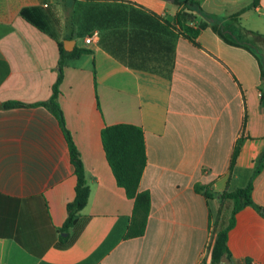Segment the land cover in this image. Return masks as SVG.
Instances as JSON below:
<instances>
[{
	"label": "crops",
	"instance_id": "0c3cea01",
	"mask_svg": "<svg viewBox=\"0 0 264 264\" xmlns=\"http://www.w3.org/2000/svg\"><path fill=\"white\" fill-rule=\"evenodd\" d=\"M125 1L169 19L177 9L170 0ZM198 2L201 12L175 35L168 77L123 64L73 29L72 47L80 38L87 50L63 59L57 103L89 189L61 231L75 177L64 132L40 101L59 69L70 5L0 0V264H198L212 228L230 214L231 199L219 193L244 185L264 149V39L250 32L264 33V0ZM23 6L39 8L44 30L19 14ZM116 122L139 125L144 137L138 189L150 204L143 232L131 237L123 232L132 198L100 140L101 127ZM251 197L264 209V161ZM226 244L232 264H264V215L250 204L239 208Z\"/></svg>",
	"mask_w": 264,
	"mask_h": 264
},
{
	"label": "trees",
	"instance_id": "16d2710c",
	"mask_svg": "<svg viewBox=\"0 0 264 264\" xmlns=\"http://www.w3.org/2000/svg\"><path fill=\"white\" fill-rule=\"evenodd\" d=\"M177 9L169 19L141 5L125 0H68L70 15L67 18L71 24L70 32L65 38L73 36L75 26L80 28L79 34H86L97 29V43L123 64L158 73L168 77L172 70L174 58L175 35L186 27L188 21L194 20L195 13L201 12L198 0H170ZM255 1V0H254ZM78 10L77 15L72 12ZM19 14L37 28L44 30L45 22L37 6H23ZM237 15V12L231 16ZM201 23L198 22L197 26ZM215 28V25H213ZM220 32V31H219ZM255 38L264 39V33L250 31ZM230 41V40H229ZM58 71L51 85V92L45 104L56 116L64 132L68 148L69 160L73 166L75 182L73 196L65 204V217L58 227L67 231L74 223L78 210L84 205L88 196V184L79 152L72 141L70 133L64 124L62 111L57 103L58 84L62 77L61 65L64 58L77 56L85 47L74 45L72 49L63 48L62 41H57ZM261 75L264 78V66L260 61ZM8 101L5 104H14ZM100 140L104 156L112 171L116 183L124 193L132 198L131 212L125 226L123 237L140 235L145 227L149 210L150 197L146 189H138V181L145 163V145L141 127L129 122L106 124L100 129ZM238 151V141H235L230 155L228 167H232ZM264 149L256 156L252 174L247 182L231 190L219 193L221 198H230L232 206L227 222L223 226L212 228L208 247V260L201 264H232V259L226 244V233L232 225L235 212L246 204L255 206L264 215V209L256 205L251 197L253 175L262 167ZM194 188L205 195L209 192L201 184Z\"/></svg>",
	"mask_w": 264,
	"mask_h": 264
},
{
	"label": "built area",
	"instance_id": "2783aa9c",
	"mask_svg": "<svg viewBox=\"0 0 264 264\" xmlns=\"http://www.w3.org/2000/svg\"><path fill=\"white\" fill-rule=\"evenodd\" d=\"M97 38H98V31H97V29H92L90 32H88V33H86L84 35L83 41L85 43H88L90 41L97 40ZM209 242H210V238H209V240L206 243L205 250H204V252L202 254V257H201L200 261L198 262V264H201L202 260L205 259V257L208 255Z\"/></svg>",
	"mask_w": 264,
	"mask_h": 264
},
{
	"label": "water",
	"instance_id": "95a60500",
	"mask_svg": "<svg viewBox=\"0 0 264 264\" xmlns=\"http://www.w3.org/2000/svg\"><path fill=\"white\" fill-rule=\"evenodd\" d=\"M68 43H69V45H68ZM72 43H73V40L70 38L63 39V41H62L63 48L66 50L71 49Z\"/></svg>",
	"mask_w": 264,
	"mask_h": 264
},
{
	"label": "rangeland",
	"instance_id": "374dc122",
	"mask_svg": "<svg viewBox=\"0 0 264 264\" xmlns=\"http://www.w3.org/2000/svg\"><path fill=\"white\" fill-rule=\"evenodd\" d=\"M81 44V40H80V38H76V45L78 46V45H80Z\"/></svg>",
	"mask_w": 264,
	"mask_h": 264
}]
</instances>
